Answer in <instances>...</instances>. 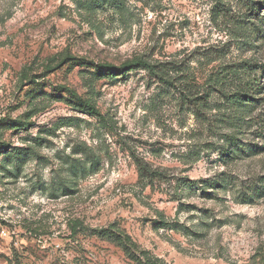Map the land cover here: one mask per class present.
<instances>
[{"label": "rangeland", "instance_id": "374dc122", "mask_svg": "<svg viewBox=\"0 0 264 264\" xmlns=\"http://www.w3.org/2000/svg\"><path fill=\"white\" fill-rule=\"evenodd\" d=\"M116 236L264 264V0H0V264H136Z\"/></svg>", "mask_w": 264, "mask_h": 264}, {"label": "trees", "instance_id": "16d2710c", "mask_svg": "<svg viewBox=\"0 0 264 264\" xmlns=\"http://www.w3.org/2000/svg\"><path fill=\"white\" fill-rule=\"evenodd\" d=\"M129 68L131 70L135 68H143L144 70H147L149 74H152L156 78L161 79L159 73L155 70L156 67L147 62L139 60L135 62L134 64L130 65ZM86 110L90 114H93V115L98 114L97 110L92 107H86ZM114 238L116 241L120 242L122 246H124L123 248L125 252H128V253L131 252V255L136 264H160L157 261V259H153L146 251L133 249V246H131V242L130 244L129 243L127 244L124 240L122 241V239H120L118 236Z\"/></svg>", "mask_w": 264, "mask_h": 264}]
</instances>
